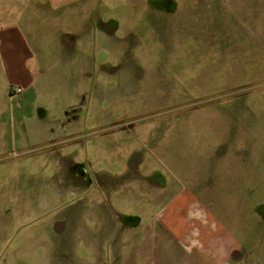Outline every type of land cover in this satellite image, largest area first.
I'll return each instance as SVG.
<instances>
[{"label":"rangeland","instance_id":"rangeland-1","mask_svg":"<svg viewBox=\"0 0 264 264\" xmlns=\"http://www.w3.org/2000/svg\"><path fill=\"white\" fill-rule=\"evenodd\" d=\"M2 1L42 62L49 45L70 50L50 87L78 99L64 113L80 126L64 144L0 149V264H264V0ZM1 67L3 122L24 86ZM57 156L88 166L81 196Z\"/></svg>","mask_w":264,"mask_h":264},{"label":"crops","instance_id":"crops-1","mask_svg":"<svg viewBox=\"0 0 264 264\" xmlns=\"http://www.w3.org/2000/svg\"><path fill=\"white\" fill-rule=\"evenodd\" d=\"M20 12L21 11L19 7L14 1L10 3L6 1L0 2L1 70L3 73H7L8 76L18 80L19 84L24 86L23 92L17 96H11L8 91L9 99L12 101L16 100L17 103L15 104V108L7 114L5 121H0V124L6 125L0 133V149L8 150L11 146L26 148L39 144L48 146V148H50L55 145L66 143V137L69 136L73 130H75L73 128L77 127L76 129L78 130V126H80L79 115H77L75 118H70L64 113L66 109L77 106L79 102L78 99L76 100L73 95L68 99H65L63 93H60L59 90L53 92L52 87H50L54 72L57 75L64 70L62 65L65 60L70 57V50H59L56 52L54 49V52H52V49L49 48V45L47 49H43L45 52H47V54H45L47 58L45 59L48 60H45L46 63L42 62L40 60V55L38 54V47L30 41L28 32L22 26ZM77 18H81V23L84 24V19L81 16H78ZM69 36H73V34L67 35V37ZM49 40L61 41V37H56L55 39ZM68 42L70 43L71 41L68 40ZM74 42L75 40H72L71 47L76 46V43L74 44ZM10 85L11 84H1V87L3 86L5 88L8 86L7 88H10ZM52 94L59 95L61 102H63L62 113H53V111L48 108L49 105L44 104V102V106H39L37 101V97L39 95L44 96L45 102H50L48 96ZM60 158L61 157H58L57 160H60ZM62 177L67 178L69 175L63 174ZM60 178L61 177H57V179ZM83 190L84 188H82L80 192H83ZM159 193L161 192H158V195ZM158 195L157 200L164 202L163 193H161L159 196ZM194 202L196 203V200L194 198L191 199L190 206L187 210V229L185 230L186 232L183 238H187L189 235L188 227H190L189 225L191 224L189 222V211L192 205L195 204ZM198 205L201 214V211H203L204 207L200 204ZM177 206L179 208L181 205L177 202ZM193 219V223L200 233L199 239L203 240L204 243L208 245L209 243L207 244L206 240L208 236L207 226L205 225L204 220L200 218L199 214L194 215ZM169 222L174 227L178 226L173 215H171ZM140 227H142L141 223L138 227L131 228ZM145 232L146 236H151L153 233L152 230H150V227L147 228ZM229 239L227 238L226 241L227 246L230 244L228 241ZM193 246L195 247V245H192V247ZM198 247L201 246L199 245ZM212 252H214V250Z\"/></svg>","mask_w":264,"mask_h":264},{"label":"flooded vegetation","instance_id":"flooded-vegetation-1","mask_svg":"<svg viewBox=\"0 0 264 264\" xmlns=\"http://www.w3.org/2000/svg\"><path fill=\"white\" fill-rule=\"evenodd\" d=\"M159 3V4H158ZM157 6H162L165 8L166 11L171 12L174 10V2L173 0H160L158 2L155 3ZM93 16V13H91V17ZM89 24V22H87ZM102 23L100 22L99 25H101ZM89 28H90V24H89ZM89 28H87L86 30H88ZM61 157V156H59ZM62 161L67 162L66 163V172H64L65 174H68L69 177H62V179L60 178V182L62 183V185H70L73 184L78 190H82V188H86L87 184L91 181V177H90V173H89V168L88 166H86L85 164H80L77 162H74L72 160H66V158L61 157ZM99 178L97 174L93 173V179ZM70 182V183H69ZM119 191V189H117L115 186H112L111 188H109L108 192L110 194V196L113 193H117ZM115 193V194H116ZM67 194H73L74 196H81L83 194V192H80L78 194H75L74 190H68L67 189ZM68 205V204H67ZM126 217V216H125ZM127 222H125L123 225V227L126 228H131V227H138L141 223V220L139 217H136L135 220H133L132 222L128 223V219H126ZM63 226V223L60 221H56L54 223V228L56 229L61 228ZM57 230V229H56ZM233 254H235L233 252Z\"/></svg>","mask_w":264,"mask_h":264},{"label":"built area","instance_id":"built-area-1","mask_svg":"<svg viewBox=\"0 0 264 264\" xmlns=\"http://www.w3.org/2000/svg\"><path fill=\"white\" fill-rule=\"evenodd\" d=\"M23 92L22 87H12L9 91L11 96L19 95Z\"/></svg>","mask_w":264,"mask_h":264},{"label":"water","instance_id":"water-1","mask_svg":"<svg viewBox=\"0 0 264 264\" xmlns=\"http://www.w3.org/2000/svg\"><path fill=\"white\" fill-rule=\"evenodd\" d=\"M56 229L59 230L60 228L57 227Z\"/></svg>","mask_w":264,"mask_h":264}]
</instances>
